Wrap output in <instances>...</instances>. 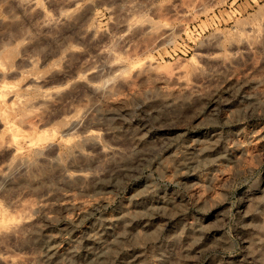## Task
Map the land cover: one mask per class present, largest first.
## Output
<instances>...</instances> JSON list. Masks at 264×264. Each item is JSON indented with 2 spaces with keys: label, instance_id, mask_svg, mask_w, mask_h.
I'll return each mask as SVG.
<instances>
[{
  "label": "rangeland",
  "instance_id": "rangeland-1",
  "mask_svg": "<svg viewBox=\"0 0 264 264\" xmlns=\"http://www.w3.org/2000/svg\"><path fill=\"white\" fill-rule=\"evenodd\" d=\"M11 86L46 110L0 94V264H264V0H0Z\"/></svg>",
  "mask_w": 264,
  "mask_h": 264
},
{
  "label": "bare ground",
  "instance_id": "bare-ground-1",
  "mask_svg": "<svg viewBox=\"0 0 264 264\" xmlns=\"http://www.w3.org/2000/svg\"><path fill=\"white\" fill-rule=\"evenodd\" d=\"M62 13L64 14L65 12H62ZM63 14H62V16H63ZM65 15H67V14H65ZM47 19H48V17H47ZM52 22H54V21H52ZM52 24H54V23H52ZM55 25H57V24L55 23ZM240 42L243 45H245L247 49L249 48L250 42H248L247 39L242 38L240 40ZM117 61H118V59H117ZM113 64L114 63H112V64L111 63L110 64L106 63L104 66L107 69L110 68L111 70H113V68H112V67H114ZM124 66H127V65H124V63H123L120 67H124ZM157 67H158V65L152 59H150L146 63L139 65L138 68H137V71L141 75V74H143V73H145V72H147V71H149L151 69H156ZM97 75H98V73H97ZM173 76L172 75L170 76V77H172L170 79H172L173 81L174 80H180L182 78L181 75L180 76L179 75H177V76L175 75L174 77ZM121 79H122V82L125 83V84L129 83L131 81L130 77L127 76L124 73L121 75ZM170 79H168V80H170ZM89 86H90L91 89H93L94 92H99L100 91L99 93H101V86H99L98 84H89ZM103 93H104V91H103ZM0 94L4 95V96L7 95V94H13L14 95L15 100H14L13 106L10 107V109L12 111H14L15 114H16L18 112V110H17L18 108L19 109L20 108H25L27 110V112L23 114V117L21 118L22 119L21 121L26 123V124L31 125V120L33 118H35V117L40 116L42 114V112H44L46 110V108L44 109L43 107H41V109H42L41 112L35 111L34 110L35 102H33V101H25L22 98L23 96L19 92H17V91L14 92V87L13 86L7 87V88L1 90ZM60 94L61 93L59 91H57V92H47V93H44L42 95V97H41V99L39 101H40L41 104L45 105V107L46 106H51V105L56 104L57 100L59 99ZM3 101H5V100H3ZM8 117H10V115H8ZM67 123H68V126L65 128V131H69V130L75 128L78 125V123H79L77 116H74V117H71V118L67 119ZM5 128L9 129L10 125L9 124L5 125ZM49 139H50V135L49 134H45V135L41 136L39 140H41V141L45 140L48 143ZM90 142L94 143L97 146L100 145L99 144V134L96 131H87L83 135H81L79 137V139L77 140L76 144L71 148V151L80 153L81 152V150H80L81 146L84 145V144L90 143ZM37 151H38V153L40 155L42 154V149L41 148H39ZM28 163H29L28 161L22 160L18 165H16V168L19 169V170L23 169V168H25L28 165ZM13 169H14L13 166L8 167L7 168V173L10 170H13ZM7 173L4 174V176H3L4 178L8 176ZM59 174H60V176L61 175L62 176H67L69 178H73V177L76 176V174H67V173H64V171H60ZM78 175L83 176L84 178L87 177V176H85L83 174H78ZM33 208L34 207H32V208L30 207L29 210L33 211L34 210ZM3 222L5 223V225H3L2 228H0V237L18 234L22 230H24L25 226L27 225V221H25V220H17V218H13V219H11V220H9L7 222L3 219L2 223Z\"/></svg>",
  "mask_w": 264,
  "mask_h": 264
}]
</instances>
